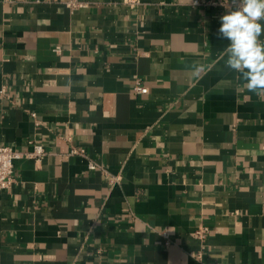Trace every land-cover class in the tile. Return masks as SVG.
<instances>
[{"label":"crops","instance_id":"crops-1","mask_svg":"<svg viewBox=\"0 0 264 264\" xmlns=\"http://www.w3.org/2000/svg\"><path fill=\"white\" fill-rule=\"evenodd\" d=\"M67 1L0 0V145L23 154L0 264H264V96L217 35L235 7Z\"/></svg>","mask_w":264,"mask_h":264},{"label":"clouds","instance_id":"clouds-1","mask_svg":"<svg viewBox=\"0 0 264 264\" xmlns=\"http://www.w3.org/2000/svg\"><path fill=\"white\" fill-rule=\"evenodd\" d=\"M264 0H239L220 17L217 35L229 41L226 66L241 74L249 92L264 96Z\"/></svg>","mask_w":264,"mask_h":264},{"label":"built area","instance_id":"built-area-1","mask_svg":"<svg viewBox=\"0 0 264 264\" xmlns=\"http://www.w3.org/2000/svg\"><path fill=\"white\" fill-rule=\"evenodd\" d=\"M124 3L129 5H135L140 3V0H124ZM67 5L72 9H76L84 5L79 0H68ZM192 5L194 6H203V7H223L230 6L237 8L239 6V0H193ZM135 91L137 93H148L149 88L141 85L139 83L135 86ZM2 93L4 91H1ZM78 153V151H74ZM29 157L36 158L40 160L45 155V150L42 145H34V150L27 154ZM23 156L22 153L15 150L12 146L9 145H0V189H8L13 187V185L18 181L15 173V161ZM91 169L98 167L96 163L91 162L89 164ZM196 238L204 246L205 242L210 234L209 228L206 226H199L195 230ZM197 259H202L203 251L192 253ZM208 264V263H203ZM221 264V263H215Z\"/></svg>","mask_w":264,"mask_h":264}]
</instances>
